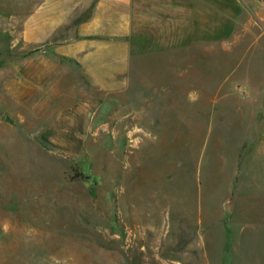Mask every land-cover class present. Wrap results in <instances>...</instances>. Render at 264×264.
I'll return each mask as SVG.
<instances>
[{"label": "rangeland", "instance_id": "1", "mask_svg": "<svg viewBox=\"0 0 264 264\" xmlns=\"http://www.w3.org/2000/svg\"><path fill=\"white\" fill-rule=\"evenodd\" d=\"M25 9L0 0L5 41L22 29L8 16ZM129 42L127 86L78 91L90 111L79 128L51 129L55 106L39 115L49 129L15 122L8 131L0 264H201L185 257L170 213L183 219L198 201L202 144L210 157L232 151L233 127L252 116L264 85V0H137ZM216 236L208 231L204 264H218Z\"/></svg>", "mask_w": 264, "mask_h": 264}, {"label": "crops", "instance_id": "2", "mask_svg": "<svg viewBox=\"0 0 264 264\" xmlns=\"http://www.w3.org/2000/svg\"><path fill=\"white\" fill-rule=\"evenodd\" d=\"M24 1L22 14L8 16L21 20L20 34L5 41L0 33V157L15 122L49 129L39 115L59 106L50 128L76 130L90 112L78 91L122 90L130 78L129 34L137 0ZM255 89L256 100L248 107L252 116L233 127L239 133L232 151L221 155L218 149L210 157L208 141L202 144L198 201L186 202L183 219L170 213L169 223L175 221L183 234L185 257L201 264L208 231L214 229L218 264H231L226 262L231 255L240 258L233 264H264V85ZM229 173L226 191L222 182ZM214 193L221 200L206 203V195Z\"/></svg>", "mask_w": 264, "mask_h": 264}]
</instances>
